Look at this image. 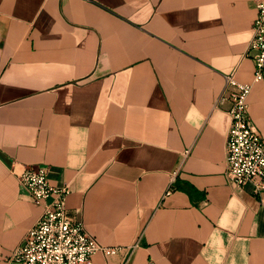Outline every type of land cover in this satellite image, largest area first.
I'll use <instances>...</instances> for the list:
<instances>
[{"label":"crops","instance_id":"1","mask_svg":"<svg viewBox=\"0 0 264 264\" xmlns=\"http://www.w3.org/2000/svg\"><path fill=\"white\" fill-rule=\"evenodd\" d=\"M254 0H0V264L70 184L86 264H264V192L225 176V75L253 82ZM264 138V77L248 95ZM171 187L168 194L166 190Z\"/></svg>","mask_w":264,"mask_h":264},{"label":"built area","instance_id":"2","mask_svg":"<svg viewBox=\"0 0 264 264\" xmlns=\"http://www.w3.org/2000/svg\"><path fill=\"white\" fill-rule=\"evenodd\" d=\"M257 17L248 52L255 62L253 82L243 83L234 73L225 75L218 102L227 100L230 125L226 141L225 176L230 185H250L254 194L264 192V138L249 115L248 95L253 83L264 77V0H254ZM21 187L42 206L39 219L25 233L7 261L20 264H86L97 252L114 254L119 246H108L90 234L82 221L73 219L66 206L70 184L53 186L48 166L24 165L17 172ZM171 187L165 194L170 193ZM148 264H156L149 260Z\"/></svg>","mask_w":264,"mask_h":264}]
</instances>
